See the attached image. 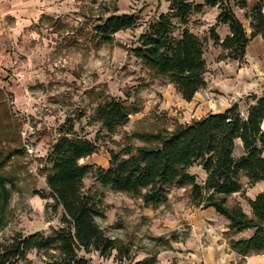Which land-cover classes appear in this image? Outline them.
I'll use <instances>...</instances> for the list:
<instances>
[{"label": "trees", "instance_id": "1", "mask_svg": "<svg viewBox=\"0 0 264 264\" xmlns=\"http://www.w3.org/2000/svg\"><path fill=\"white\" fill-rule=\"evenodd\" d=\"M166 1L167 11L142 21L144 29L130 50L142 67L163 78L185 101L206 86L205 51L209 40L221 49L218 59H236L241 64L248 42L254 36H264V2L257 1L246 9L247 33L234 13V7H245L246 0H204L203 4ZM205 6H217L218 13L208 34L201 35L192 30L197 20L191 16ZM111 10L105 16L103 12L81 33L95 46L111 43L115 32L142 23L140 10L118 13L115 5ZM43 17L55 31L65 29L59 19L42 15L39 20ZM219 24L229 28L222 41L215 32ZM249 96L245 111L233 102L222 111L208 112L188 122H179L165 112L153 115L150 128L124 132L122 144L107 149L108 165L95 167L96 181L150 207L165 204L172 188H183L190 204L202 209L212 207L227 221L224 236L232 251L241 257L264 253V190L252 197L245 195L247 187L264 181V89ZM128 99L129 95L109 97L96 105L92 119L99 123V130L93 138L63 134L52 144L45 158L48 166L42 172L52 200L48 206L58 213L57 224L50 225L47 232L15 231L1 239L0 264H17L32 251L41 252L43 264H88L86 254L92 251L105 254L115 249L127 254L128 244L107 235L97 220L104 218L102 198L83 189V178L93 166L80 159L97 152L100 141H115L112 136L140 110L135 98ZM237 139L242 145L241 154L235 151ZM1 143L2 139L0 230L7 223L15 186V179L5 168L20 153V148ZM193 167L202 170L203 177L191 171ZM234 194L245 199L248 212L239 201L229 203ZM238 233L247 234L236 237Z\"/></svg>", "mask_w": 264, "mask_h": 264}, {"label": "rangeland", "instance_id": "2", "mask_svg": "<svg viewBox=\"0 0 264 264\" xmlns=\"http://www.w3.org/2000/svg\"><path fill=\"white\" fill-rule=\"evenodd\" d=\"M62 1L53 0L56 9L44 16L52 14L59 19L65 24L63 30L55 31L46 17L37 20L31 13L21 14V19H30L26 25L9 17L0 25V50L10 58L8 70L0 80V139L2 146L20 148L5 168L15 179V186L0 240L15 231L47 232L50 225L57 224L58 213L48 206L52 200L42 172L48 166V151L63 134L93 138L99 130V123L92 119L96 105L109 97L129 95L128 100L135 98L140 110L131 114L128 123L112 136L115 141H100L97 152L80 159L81 163L93 166L83 178V189L101 195L104 218H97L98 222L111 238L126 242L128 252L92 251L86 254L88 264H182L178 253L189 250L182 242L191 227L188 211L195 207L184 189L172 188L165 204L143 206L137 198L100 185L95 179V167L108 165L107 149L121 145L124 132L150 128L152 116L159 112L188 122L208 112L222 111L233 102L245 111L251 100L249 95L264 86V55L238 62L239 69L242 68L238 75L233 72L235 64L218 70L211 56L205 55L209 65L207 87L185 101L132 55L130 48L144 29L142 21L146 18L142 14L141 25L119 30L111 43L95 46L81 33L115 3L67 0L63 5ZM196 170L191 169L199 176ZM262 190L264 181L247 187L245 195L252 197ZM235 200L249 211L239 194L232 195L229 203ZM42 259L41 252L32 251L17 264H43Z\"/></svg>", "mask_w": 264, "mask_h": 264}, {"label": "crops", "instance_id": "3", "mask_svg": "<svg viewBox=\"0 0 264 264\" xmlns=\"http://www.w3.org/2000/svg\"><path fill=\"white\" fill-rule=\"evenodd\" d=\"M112 1L115 3L114 5L117 7L118 13L140 10V15L142 14L146 19L149 16H153L156 12H165L168 9V2L166 0H159V2L158 0ZM193 1L196 4L204 3V0ZM257 1L264 2V0H246L245 7H234V13L247 33L250 32L249 19H247L244 14L246 9L253 6ZM65 2H67V0H63L62 4L65 5ZM52 3L53 0H0V25L5 17L15 19L14 22L20 23L21 25H26L30 19L25 20L23 17V19H21V14L27 15V13H31L32 16H36V19L39 20L42 15L49 14L50 11L56 9L52 6ZM110 11H107L106 15L109 14ZM217 13V6H205L201 12L192 14L191 18L197 20V24L192 25V30L198 34L207 35L208 28L215 22ZM215 32L218 34L220 41H222L229 33L228 25H217ZM220 51L221 49L214 46L211 40L208 41L205 55L211 56L212 63L218 67V70H225L229 66L235 64L236 69L233 72L235 75H238V73H240L239 71L242 69H239L241 66H239L238 61L234 59H218L217 56ZM257 55H264V36L261 35L254 36L248 42L245 49V62L249 61V57ZM207 69L209 71L208 64ZM259 89L260 92L264 89V86H261ZM258 90H256V93H259ZM235 151L237 154L242 153V145L239 139L235 141ZM196 171L203 177L202 170L197 168ZM188 212H190L188 214V224L191 227L182 244L189 250L182 254L178 253L179 262L182 264H264V253L241 257L230 249L223 233L227 229V221L222 217L220 218L214 208L208 207L202 209L193 207V209H190ZM222 219L223 223L221 224ZM246 234L247 233H238L236 237Z\"/></svg>", "mask_w": 264, "mask_h": 264}, {"label": "built area", "instance_id": "4", "mask_svg": "<svg viewBox=\"0 0 264 264\" xmlns=\"http://www.w3.org/2000/svg\"><path fill=\"white\" fill-rule=\"evenodd\" d=\"M7 55L4 54V52H2L0 50V80L2 79V77L6 73V71L8 70V69H6L7 68V63H8V58H9V57H7ZM222 229H224V228H222Z\"/></svg>", "mask_w": 264, "mask_h": 264}]
</instances>
